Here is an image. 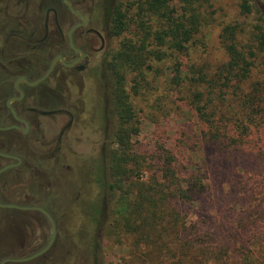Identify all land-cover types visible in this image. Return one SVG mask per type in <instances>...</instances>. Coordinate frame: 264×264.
I'll return each instance as SVG.
<instances>
[{
	"label": "trees",
	"instance_id": "obj_1",
	"mask_svg": "<svg viewBox=\"0 0 264 264\" xmlns=\"http://www.w3.org/2000/svg\"><path fill=\"white\" fill-rule=\"evenodd\" d=\"M220 1L128 0L124 6L115 0L111 39L123 40L109 69L113 141L123 152L112 149L110 154L109 220L118 238L129 237L133 259L146 254L147 264H264V190L260 205L243 206L239 199L254 194L249 187L259 177L264 185V0L238 4L239 17L251 20L248 30L236 20L222 24L226 61L213 68L204 58L192 59L190 50L206 28L219 22ZM244 32L245 44L240 37ZM154 58L173 60L170 97L177 92L196 118L203 149L189 160L177 154L166 132L146 150L132 143L139 132L132 97L144 86L150 88L144 73L153 71ZM133 72L139 75L130 81ZM214 155L219 170L232 167L241 175L239 189L230 181L229 190L212 196L208 167ZM224 194L234 210L239 207V214L246 215L232 223L247 243L237 233L229 245L224 221L212 226L215 230L210 227L214 204L220 205ZM96 244L98 254L102 244Z\"/></svg>",
	"mask_w": 264,
	"mask_h": 264
},
{
	"label": "flooded vegetation",
	"instance_id": "obj_2",
	"mask_svg": "<svg viewBox=\"0 0 264 264\" xmlns=\"http://www.w3.org/2000/svg\"><path fill=\"white\" fill-rule=\"evenodd\" d=\"M40 2L44 9L39 18V25L43 24L41 34L37 25L28 36L13 31L9 34L10 39L21 40L31 48L34 55L29 60L30 67L16 69L17 53L9 45L0 46V133L6 134L0 135V210L13 216L11 225L3 226L5 230L0 232V264L6 259L21 258L31 259L5 264H97L92 262L95 256L87 252L96 251L97 256L98 247L89 244L82 250L69 240L60 221L63 214L56 211L57 197H51L50 192L14 195L11 188L14 181L16 184L23 177H31L33 187L42 188L48 183L52 189L51 173L34 164L37 153L33 151L29 160L23 156L40 141L49 153L42 158L69 172L73 168L68 159L83 156L79 148L89 144L96 149L92 150V162L82 165L84 174L94 172L99 157L101 162L109 163L115 131L109 69L115 0ZM25 5L28 8L31 0H0V16L10 19L9 11ZM69 79L73 80L68 84ZM87 99L100 101L98 106L88 108ZM102 127L103 131L106 127L105 140L100 146L95 138ZM98 146L102 148L101 155ZM8 166L12 167L3 170ZM22 167V175L20 171L13 173ZM40 208L52 216L55 225ZM14 212L19 216L15 217ZM27 225L33 230L26 231Z\"/></svg>",
	"mask_w": 264,
	"mask_h": 264
},
{
	"label": "rangeland",
	"instance_id": "obj_3",
	"mask_svg": "<svg viewBox=\"0 0 264 264\" xmlns=\"http://www.w3.org/2000/svg\"><path fill=\"white\" fill-rule=\"evenodd\" d=\"M241 1L243 0L220 1L217 5L220 8L218 12L219 22L215 25L209 26L204 30L202 35H199L198 43L194 44L190 50V52L193 53L192 59L204 58L213 68L226 61L225 50L221 43L222 24H229L236 20L244 25V28H246L245 30H248L251 23V20H245L242 17H239L237 6ZM127 2L128 0H121V3H123L124 6ZM8 14L11 17L10 19H5L6 16H0V46L9 45V49L17 53L16 59L19 64L16 69H27L30 67L29 60H32L34 55L31 48L21 40L10 39L9 34L13 31L28 36L32 27L36 28V25L39 26L36 28L38 30L37 32L41 34L43 24L39 25V18L44 15V9L41 10L40 0H31V5L28 8H26V5L21 7L17 6L15 10L9 11ZM39 28L41 30H39ZM240 37L243 44L247 43V33H242ZM122 40L123 38L117 37L111 40V57L117 52ZM150 63L153 67V71H145L144 73L146 80L151 83L150 88L144 86L140 94L137 96L133 95L132 97L136 113H138L139 126V132L137 135L133 136L132 143L134 144L135 149L146 150L150 143L156 142L158 137L166 132V134L172 138V144L177 146L179 150L177 151V154L180 153L185 160H189L190 156H196V150L201 151L203 147L200 141V130L196 125V118L193 116L192 112L187 110L182 102L179 101V95L177 92L170 97L171 86L168 85V81L172 77L171 69L173 60L168 59V61H159L154 58ZM137 75H139L138 72L129 74L130 81ZM13 78L14 77H12L11 80ZM141 78L142 76L140 75V79ZM72 80L73 79H69L68 84ZM99 101V99H92L91 102L88 99L86 100L88 108L90 105L98 106ZM179 106H181V109H179ZM167 114H169L168 117ZM154 121L156 123H154ZM113 123L114 122L112 121V124ZM103 127L102 131L95 138L99 140L100 146L105 140L104 133L106 127L104 128V131ZM0 135L3 137L6 136L5 133H0ZM41 144V141L36 143V145L32 146L30 151L24 153L23 156L29 160L33 151L37 153V158L34 159V164L51 173L50 176L54 181L52 189L49 190L48 183H45L42 188L41 186L33 187L34 185L29 182L31 177H23L20 182L16 184H14V181L11 188L12 193L15 195L20 192H36L42 195V193L45 194L50 192L51 197H57L58 206H56V211L58 215L63 214L60 221L62 225H64L63 227H65L64 229H66V232L70 235L69 240L76 242L81 249L86 248L89 244H102L97 256L95 254L96 251L93 254L90 253L91 250H89L90 252H87L88 254H91L90 256L92 258L95 256L92 261L93 263L96 261L95 263L97 264H147L146 261H148L149 258L146 254L140 260L133 259V252L131 251L132 245L129 237L123 235L118 238V234L114 232L112 227L113 225L111 226L112 222L109 220V207L112 206L113 203V194L110 193L108 188L110 183L109 163L106 165V160L101 162L99 157L97 158L99 161L98 164H96L94 172H91V175L84 174L85 168H82V165L85 163L90 164L92 162V150H95L96 147L89 144L83 148H79L81 152H84V155L78 159H68L73 168V170L69 172L68 170L57 167L54 161L43 159L42 157L49 153L46 149L42 148ZM100 146L98 147L100 148ZM113 149H119V152H123L122 148H119L117 143L113 144ZM99 153L100 155L102 154V148L99 149ZM216 158V155L212 156V163H208L210 164L208 168L213 197L222 195L221 191L223 189L229 190L227 182L230 181L236 186V189H239L237 181L241 177V175L235 172L232 167L226 168L225 170H219L218 161L217 163L216 161H213L216 160ZM3 162L6 161H2L1 163ZM78 166H81V168ZM23 169L24 168L22 167L19 170H14L13 173L16 174L20 171V174L22 175L24 171ZM143 176V180H145L147 175L144 174ZM261 181L262 180L259 177L254 183L250 184L249 188L255 189L254 194H242L239 196V199L242 200L240 204L248 206L251 202L257 205L262 203L260 201L263 199L262 191L264 190V185ZM126 183L127 180L124 184ZM210 198L207 199L208 203L211 202ZM232 206L233 202L226 199L224 194L223 198L220 200V205L214 204L212 215L217 221L215 219L213 221L210 220V227L212 228L215 224L217 226L218 223L224 221V234L227 242L230 241L228 243L229 245L234 242L231 241L230 238H232V235H238L237 233L242 234V236H238L239 241L241 243H247L248 238L241 232L236 222L235 224L232 223L234 220L246 218V215L239 214V207L236 208L237 210H234ZM263 207L264 205L260 208ZM219 212H221L222 215H220ZM199 213L198 216L203 214L201 212ZM5 214L7 213L3 214L0 210V232L5 230L4 227L6 225H11L10 223H12L13 216ZM12 214L17 217L20 213L14 212ZM97 219H100L99 224L97 223ZM260 225L262 228L261 231L264 234V220L260 222ZM24 229L26 231L33 230V228L28 225ZM212 229L215 230V228ZM110 232L112 234H110ZM85 252L83 251V253ZM83 253L81 255L82 261L84 260L83 257H85ZM84 263H86V261Z\"/></svg>",
	"mask_w": 264,
	"mask_h": 264
},
{
	"label": "water",
	"instance_id": "obj_4",
	"mask_svg": "<svg viewBox=\"0 0 264 264\" xmlns=\"http://www.w3.org/2000/svg\"><path fill=\"white\" fill-rule=\"evenodd\" d=\"M47 76H48V75H46L45 77H43V78H42L41 80H39V81L44 80ZM39 81L36 82V83H33V84H31V85H36V84L39 83ZM10 167H12V166H8V167L4 168L3 170H5V169H7V168H10ZM7 207L20 208V207L15 206V205H9V206H7ZM23 209H26V208H23ZM40 210L44 211L48 216H50V218L52 219L53 224L55 225V221L53 220L52 216H51L46 210L41 209V208H40ZM55 227H56V226H55ZM55 230H56V229H55ZM41 253H42V252H41ZM37 255H39V254H37ZM29 259H31V258L6 259V260H4L1 264H5V263H7V262H23V261H27V260H29Z\"/></svg>",
	"mask_w": 264,
	"mask_h": 264
}]
</instances>
